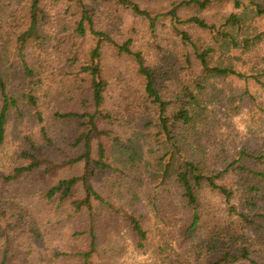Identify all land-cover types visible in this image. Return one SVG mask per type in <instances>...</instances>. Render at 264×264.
Segmentation results:
<instances>
[{
  "label": "trees",
  "instance_id": "1",
  "mask_svg": "<svg viewBox=\"0 0 264 264\" xmlns=\"http://www.w3.org/2000/svg\"><path fill=\"white\" fill-rule=\"evenodd\" d=\"M139 1L145 0H0V156L11 120L20 131V156L9 169H0V185L32 174L61 144L80 151L66 163L83 164L82 175L36 194L59 224L73 229L69 246L50 250V264H118L127 236L138 254L147 255L155 244L142 222L140 196L158 213L173 207L169 190L178 196L187 247L159 246L144 264H264V141L255 150H238L219 169L208 165L197 152L198 140L192 141L206 130L210 107L219 101L216 82L237 79L264 95V0H171L167 13L150 12ZM225 3L234 11L214 22L208 13ZM181 8L193 9L194 16L182 20ZM128 10L146 20L151 33L162 18H170L188 52L149 61L148 51L135 50L125 38L122 15ZM105 50L135 63L144 81L142 123L151 132L135 130L126 137L119 128L133 122H118L108 112ZM24 122L30 124L22 129ZM56 123H75L79 131L55 132ZM98 179L111 184L109 195L97 188ZM205 191L226 203L224 218L212 226L204 219ZM14 204L0 195V209ZM103 215L120 220L129 232H100ZM7 216L10 230L0 264L10 254L13 260L22 255L16 242L23 231H30V247L49 235L34 222L30 227L24 216ZM34 254L29 249L25 257Z\"/></svg>",
  "mask_w": 264,
  "mask_h": 264
},
{
  "label": "rangeland",
  "instance_id": "2",
  "mask_svg": "<svg viewBox=\"0 0 264 264\" xmlns=\"http://www.w3.org/2000/svg\"><path fill=\"white\" fill-rule=\"evenodd\" d=\"M49 1L44 0L46 4ZM138 4L150 12L156 13L161 10L167 13L170 10L171 0H145L139 1ZM233 11V4L225 3L214 6L208 15L214 22L220 23ZM178 14L184 20L194 16L195 11L191 8H181L178 10ZM122 17L124 18L125 38L133 40L135 50L148 51L150 53L149 61L151 57L155 60H160L161 55L169 57V52H174L176 56L188 52L187 46L181 43L176 36L170 18H162L157 31L151 33L148 22L134 15L130 10L123 13ZM262 29H264V25ZM190 32L193 33L191 30ZM159 49H162L163 52L158 51ZM262 51L264 52V45ZM104 72L110 82L106 107L108 112L117 116L118 122L120 119L123 122H133H129L130 126L126 125V128L120 127L119 130L126 137H129L135 130L151 132L150 129H145L142 123L145 118V110L142 106L145 97L144 81L139 76L135 63L127 57L118 56L112 50H105ZM216 84L221 91L219 101L215 102L208 112V126L205 131L200 130L192 136V141L198 140L195 144V147L199 149L197 152L202 153V157L213 169L226 166V163H223L224 160H231L238 150L243 148L250 151L255 150L264 141V95H261L255 87L237 79L220 81ZM247 90L254 96L253 98L247 96ZM209 91L212 92V89ZM241 97H243L242 100ZM29 124L24 122L20 128L24 129ZM56 125L59 127L55 128V132L61 131V133L69 135L79 131V127L75 123H56ZM19 134L17 122L13 119L9 124L7 146L0 156V169H9L20 156L16 153V148L19 145L17 139ZM61 146L48 151V159L44 160L42 157L41 167L32 174L26 175V178L18 180L12 186L0 185V195L15 202L12 209L10 205H5L4 209H0V263L3 261V250L5 249V232L10 230L9 222L5 221L7 214V217L16 215V220L18 216L21 218L24 216L30 227L29 221L34 222V228L40 232H49V235L38 247H30L33 242L27 237L30 235V231H23L25 233L22 238L16 242L17 250L22 255H18L13 260L14 257L10 254L6 264H50L48 262L50 250L69 246V237L73 232L72 227L63 223L59 224L57 219L53 218L48 203L36 196L38 192L47 191L61 180L83 174V164L68 165L66 163L68 158L80 154V151L72 152L70 151L71 148L66 149L65 144H61ZM219 156L221 159L218 158ZM96 186L105 195H109L113 190L111 184L105 182L104 179H98ZM141 191L143 192V189ZM169 191L172 192L167 198V202L173 203L175 210L173 207L168 208L166 206L165 208L161 207L158 213H155L152 207L147 205L146 197L142 198L139 195L145 207L142 222L145 229L150 232V237L155 246L148 251L147 255L138 254L133 247L132 240L127 236V239L125 238V241H121L120 244V246H125L126 250L118 264L150 262L149 253L152 254L153 250L159 246L170 249L177 248L181 244L182 248L187 247L180 234L183 216L179 212L178 196L173 190ZM202 203V209L205 213L204 219L209 226L216 223L217 219L224 218L226 203L217 194L205 191L202 195ZM99 222L102 225L100 232H129L126 225L120 220L106 219V215H103ZM18 227L20 232V224ZM29 249L34 250L35 254L28 259L25 256ZM65 264L72 263L66 262ZM240 264L248 263L242 262Z\"/></svg>",
  "mask_w": 264,
  "mask_h": 264
}]
</instances>
